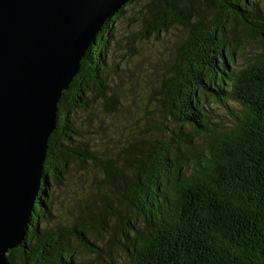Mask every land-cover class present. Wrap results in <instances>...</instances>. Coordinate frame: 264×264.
<instances>
[{
	"label": "trees",
	"instance_id": "trees-1",
	"mask_svg": "<svg viewBox=\"0 0 264 264\" xmlns=\"http://www.w3.org/2000/svg\"><path fill=\"white\" fill-rule=\"evenodd\" d=\"M133 1L106 20L61 96L23 246L8 259L80 264L65 239L67 230L44 225L51 217V187L77 161L102 171L101 183L123 205L124 214L115 211L101 191V210L91 209L88 220L78 217L69 232L78 247L91 252L102 249L87 232L107 234V264H264V9L257 0L145 4V38L173 26L188 27L189 35L161 79L163 133L133 139L120 160L98 154V139L91 142L78 130L76 113L92 110L87 99L92 87L106 95L101 78L108 39L115 18ZM249 41L259 50L237 67ZM107 100L114 102L115 93ZM227 101L238 104L235 120L218 128L207 105ZM117 244L124 255L120 261L112 255Z\"/></svg>",
	"mask_w": 264,
	"mask_h": 264
},
{
	"label": "water",
	"instance_id": "water-1",
	"mask_svg": "<svg viewBox=\"0 0 264 264\" xmlns=\"http://www.w3.org/2000/svg\"><path fill=\"white\" fill-rule=\"evenodd\" d=\"M128 0H0V264L23 246L58 103Z\"/></svg>",
	"mask_w": 264,
	"mask_h": 264
},
{
	"label": "rangeland",
	"instance_id": "rangeland-1",
	"mask_svg": "<svg viewBox=\"0 0 264 264\" xmlns=\"http://www.w3.org/2000/svg\"><path fill=\"white\" fill-rule=\"evenodd\" d=\"M149 1H133L115 18L112 36L107 43L106 69L101 78L106 95L101 94L100 97L98 90L92 87L87 94L92 110L76 113L78 130L91 142L98 139L94 145L101 156L105 154L122 160L127 154L125 147L133 139L147 135L158 138L163 133L166 121L157 95L162 76L174 63L176 49L188 37L189 28L173 26L161 31L159 36L152 33L145 38L149 28L144 22V11ZM257 2L264 9V0ZM258 50L259 44L249 41L248 48L236 58V66L243 65L244 60ZM112 92L115 93V101L110 103L107 99ZM237 108L238 104L232 101H227L225 105L209 102V120L218 128L227 126L234 122L232 114ZM197 142L205 143L200 138ZM182 152L185 153L184 148ZM120 162L126 168V164ZM102 177V171L100 173L90 164L73 161L63 174L61 183L53 185L50 190L51 217L44 225L53 230H67L65 239L78 253L80 264H107L110 248L103 243L107 234L101 236L97 230L87 233L102 250L91 252L78 247L69 234L76 219L83 216L88 220L91 209L101 210V191L111 197L112 208L124 214L123 205L117 203L115 194L101 183ZM112 222L110 217L107 223L111 225ZM119 247V244L112 247V255L118 261L124 256Z\"/></svg>",
	"mask_w": 264,
	"mask_h": 264
}]
</instances>
